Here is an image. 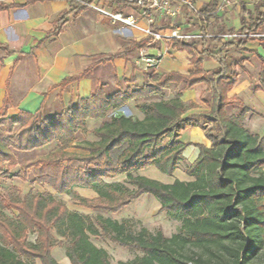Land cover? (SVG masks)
Wrapping results in <instances>:
<instances>
[{"label": "trees", "instance_id": "obj_1", "mask_svg": "<svg viewBox=\"0 0 264 264\" xmlns=\"http://www.w3.org/2000/svg\"><path fill=\"white\" fill-rule=\"evenodd\" d=\"M82 1L90 4L92 0ZM217 5L218 0H211L201 8V16L209 18ZM84 7L85 4L76 2L73 11ZM64 17L65 14L59 17V24ZM263 21L264 10L249 31ZM232 34L240 35L239 40L236 43L226 41L222 47L244 45L243 36L248 35L244 29ZM176 45L182 49L189 47ZM190 55L194 71L188 75L152 73L150 79L155 86L147 80L139 91L124 92L110 100L97 90L87 101L54 119H46L41 129L29 126L16 136V149L20 151H29L54 140L66 145L78 129L87 128L88 118L104 119L110 109L119 108L133 98L157 93L170 83H182V92L199 83L207 84L211 106L203 114L182 117L190 106L185 107L176 97L143 103L138 108L143 115L141 119L117 115L100 128L90 130L98 140L88 143V155L80 161L95 164L94 171H85L79 176L70 169L61 170L58 165L39 167V161L26 165H34L35 182L49 185L58 194L73 188L93 191V198L80 200V204L90 210L115 214L140 196L151 195L162 212L181 221L179 231L170 237L161 230L152 234L144 228L134 233L126 220L119 222L102 216L93 219L69 212L49 193H28L24 198L0 195V264H35L36 259L42 264H58L44 243V240L49 243L51 240L48 228L67 241L65 255L70 264H110L106 250L90 240L101 236L142 253V256L118 264H264V135L250 133L244 124L248 110L237 100H227L235 78L229 74L225 56L207 50L196 55L190 51ZM200 57L219 64L211 78L202 72ZM260 75L264 78V70ZM230 103L240 109L239 113H227ZM37 117L39 114L20 113L0 124L14 126L20 119ZM199 118L211 124L204 130L210 145L197 146L198 156L186 170L191 181L174 180L164 184L141 175L132 176L135 169L144 166L171 176L189 146L178 141L179 134L187 127H202L196 122ZM164 138L168 139L166 145H162ZM8 145V140L0 134V178L6 173L4 164H14ZM71 175L74 177L70 178ZM117 175H125L133 188L104 181ZM3 210L14 211L17 215L7 216ZM32 233L37 234L36 240L27 242L26 237Z\"/></svg>", "mask_w": 264, "mask_h": 264}, {"label": "crops", "instance_id": "obj_2", "mask_svg": "<svg viewBox=\"0 0 264 264\" xmlns=\"http://www.w3.org/2000/svg\"><path fill=\"white\" fill-rule=\"evenodd\" d=\"M116 1L92 0L90 4L138 18L134 10ZM210 1L202 0L201 8ZM75 7L74 0H8L0 3V120L15 118L20 113L54 119L93 97L97 90L110 100L127 91H139L147 80L152 83L151 72L139 61L138 52L146 40L137 31L112 24L87 6L78 12L73 11ZM263 10L264 0H232L227 14H213L205 19L201 16L206 25L223 16L231 19L232 25L225 22L229 26L226 33L219 31L218 35L239 33L242 29L248 35L243 36L246 41L240 47H222L226 41L236 43L239 37L217 38L201 42L200 50L196 52L207 50L225 56L229 74L235 78L227 100L243 104L248 110L244 117L245 127L260 137L264 135V78L260 75L264 70V21L255 30L249 29ZM63 14L64 21L59 24L58 19ZM162 27L164 24L158 23L155 28ZM186 27L182 25V28ZM198 30L189 27V31ZM179 44L190 46L194 43ZM174 46L177 47L170 48ZM151 50L154 51L150 49V53ZM230 57L235 60L231 61ZM208 60L213 61L211 70L205 66ZM200 63L207 78L219 69L215 60L200 57ZM204 85L207 84L199 83L183 92L200 91ZM92 121L94 119H87V123ZM189 128L198 130L195 139L180 141L189 144L186 149L196 151L194 161L198 156L197 146L208 147L210 142L205 138L204 130L187 127L181 132Z\"/></svg>", "mask_w": 264, "mask_h": 264}, {"label": "rangeland", "instance_id": "obj_3", "mask_svg": "<svg viewBox=\"0 0 264 264\" xmlns=\"http://www.w3.org/2000/svg\"><path fill=\"white\" fill-rule=\"evenodd\" d=\"M228 5L222 10L221 13L227 14L229 7L232 5V0H228ZM250 0H248L249 2ZM119 3V1H116ZM122 4V3H121ZM250 7V6H249ZM128 8V7H127ZM131 9V8H130ZM253 9V6H251ZM133 10V9H132ZM137 11V10H136ZM219 18V17H218ZM160 21V20H159ZM229 25H232L231 19L229 17L223 16L221 19L215 20V22H208L206 31L212 34L219 33L223 31L226 33ZM158 23H163L162 21ZM168 24H182L186 25L185 29H200L202 23L195 17H182L180 21L176 20L175 22H169ZM194 44H191L188 48H181V46H174L169 48L167 57L164 59L162 66H159L157 69H148L147 71L152 74L156 73H172L179 72L182 74H190L194 71V66L191 62L190 51L196 55V52L200 50L201 42L200 41H191ZM208 43V42H207ZM210 47V44H209ZM151 54H154V51L151 50ZM139 56V55H138ZM231 61H234V57H230ZM229 60V62H230ZM213 61H207L206 68L211 70L213 68ZM151 86H155V82L152 81ZM183 84L182 83H170L167 88L161 89L157 93H152L144 97H136L129 104L125 105L118 110H109L106 117L102 120L94 119V121L87 123L86 129H78L72 136L70 142L59 143L57 140H54L46 145L31 149L29 151H20L16 149L17 139L16 136L18 133L23 132L29 126L33 128L41 129L44 127V121L46 118L42 116L37 117L36 119H20V122L14 126L7 124H0V134L8 140V151L11 153L14 159V164L7 162L4 164L6 173L0 178V195L3 197H20L24 198L28 193L33 194H51L56 203L60 204L62 208H66L69 212L78 213L83 216H88L90 218H96L97 216H102L103 218H110L115 221L126 220L130 224V228L134 233L139 232L141 229H146L150 233L154 234L158 230H161L166 237L177 233L182 225L180 220L173 219L170 216L166 215L160 210V204L151 196L143 195L139 199L134 200L127 207H124L115 214L106 213L100 210H90L85 208L80 204V200L83 198H93L95 196L94 192L91 190L73 188L65 194L56 193L49 185L45 183L35 182L34 174V165L26 166L29 162L39 161V167H44L45 165H58L61 170L64 168L66 170L73 171L74 174L81 176L82 172L85 171H94L95 164L82 163L80 160L82 157L88 155L87 148L89 142L97 141L98 138L90 132V130L100 128L104 123L110 122L113 116L123 115L125 117H133L136 119H141L143 117L141 111L138 109L143 103L146 102H157L160 100L168 101L173 98H180L183 102V105L189 109L186 114L182 115H197L203 114L209 110L210 101H211V91L209 86L204 85L201 87L200 91L196 89L190 90L188 93L182 92ZM132 91H127V93ZM135 92V91H133ZM184 93V94H183ZM193 103L188 105V103ZM228 114L239 113L240 109L235 106L233 103H230L226 107ZM13 119V118H12ZM196 119V118H195ZM194 119V120H195ZM7 120V119H6ZM2 120H0L1 122ZM198 125L202 127L194 126L196 129L208 130L211 127V124L202 118L196 120ZM56 131V130H55ZM198 131V130H197ZM194 129L189 128L185 132H180L178 141L187 142L191 141L190 139H195L194 137L198 134ZM182 134V137H181ZM181 137V139H180ZM180 141V142H181ZM168 142L167 138L162 140V145H166ZM196 151L194 149H186L177 164V167L174 173L171 176L164 175L158 172L155 168L150 166L138 167L132 172V176L141 175L148 179L157 180L164 184H171L174 180L179 181H191L192 178L188 177L186 170L191 165ZM83 160V159H82ZM264 171V168L262 169ZM74 177L71 175L70 178ZM106 183H121L129 189L133 187L127 183L125 175H117L112 179L105 178ZM1 212V209H0ZM5 215L13 217L17 213L14 211L3 210ZM48 228V227H47ZM48 235L51 240L50 243L47 240H44L46 249L48 250L51 257L58 264H70L68 258L65 255V247L67 241L61 239L56 235L54 230L47 229ZM37 238L36 233L29 234L26 237L27 242H34ZM90 240L98 248H103L106 250L109 256L110 264H118L120 261H129L133 260L136 257L142 256V253L137 250H129L125 247H122L118 244L113 243L107 237L101 236L99 238L91 237ZM54 244L53 246H48V244ZM49 247V248H48ZM35 264H42L40 259H36Z\"/></svg>", "mask_w": 264, "mask_h": 264}, {"label": "built area", "instance_id": "obj_4", "mask_svg": "<svg viewBox=\"0 0 264 264\" xmlns=\"http://www.w3.org/2000/svg\"><path fill=\"white\" fill-rule=\"evenodd\" d=\"M8 0H0L5 2ZM13 1V0H9ZM85 4L88 8L98 12L112 24H120L137 31L145 44L139 49V61L145 69H157L167 57L171 46L191 41H204L213 39H231L239 37L237 34L218 35L207 32L204 28L206 22L200 19L202 0H118L123 6L133 9L138 18L126 16L122 12L107 11L94 4H86L81 0H74ZM228 0H218L214 14L221 13L228 5ZM137 10V11H136ZM195 16L202 23L200 30L192 32L182 28V24L170 25L182 17ZM162 21L165 27L156 29L158 22ZM143 24H142V23ZM153 49L154 54L150 53Z\"/></svg>", "mask_w": 264, "mask_h": 264}]
</instances>
